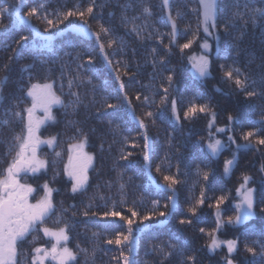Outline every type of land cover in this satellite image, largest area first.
I'll list each match as a JSON object with an SVG mask.
<instances>
[{"label": "trees", "instance_id": "16d2710c", "mask_svg": "<svg viewBox=\"0 0 264 264\" xmlns=\"http://www.w3.org/2000/svg\"><path fill=\"white\" fill-rule=\"evenodd\" d=\"M90 2L0 0V8L11 6L0 18L3 25L0 27V172L14 157L13 136L22 133L25 122L8 114L9 109L21 111L25 116L23 109L30 103L27 89L33 83L50 82L66 107L56 106L52 114L54 121L40 129L43 137H57V146L54 150L45 147L40 150L47 167L42 179L37 176L34 180L41 183L45 179L54 189L55 211L44 226L59 229L67 225V245L77 253V262L73 264H117L113 257H119L120 251L106 240L117 232L126 233L127 225L119 218L104 217L103 213L115 206L116 211L130 216L128 209L131 208L139 213L135 218L139 224L140 217L153 212L154 201H158L160 207L150 221L143 222L151 227L137 232L136 224L133 225L135 250L132 258L137 264H182L184 257L189 255H195L196 264H226L228 258H232L234 264H264L259 255V245L264 244V213L260 212V207L264 206V171H261L264 146L253 144L250 148H237L246 143L241 139L242 131L264 127V100L255 97L246 100L244 94L224 78L220 68L221 65L239 68L250 80L256 81L252 87L258 92L264 91L261 83L264 80V16L257 15L253 24L248 12L253 8L264 9V0H218L217 27L212 29L215 37L210 39V51L204 53L210 61V74L203 78L193 73L190 59L203 53L205 34L199 25L198 13L192 11L199 8L198 0H169L178 27L175 44H170L169 9L163 6L162 0H96L93 14L85 20L91 33L100 32L101 25L110 30L108 35L101 33L100 41L81 30L84 21L79 17H69L51 28L43 19L47 16L55 22L58 13L77 7L84 9ZM39 4L45 7L28 17L29 9ZM236 4L244 13L243 19L232 16L237 10ZM17 5H22L19 15ZM144 7L150 9V16L143 14ZM178 10L183 12L182 18L176 16ZM123 17H127V23ZM133 17H136L134 21ZM226 23L230 25L227 31ZM134 26L140 30L139 36L132 30ZM22 36L27 40L22 41ZM110 38L117 41L112 47H108ZM190 39H193L191 46L181 52L179 45ZM100 43L104 44V53L111 64L104 59ZM169 75L173 77L171 87L167 81ZM69 81H72L71 88ZM165 88H168L169 102L162 105L160 100ZM72 93L78 94V103H75L77 96ZM125 93L131 101L130 107L123 99ZM146 96L155 103H145ZM173 98L177 100L179 121L172 115L170 101ZM105 99L117 107H101ZM189 101L209 103L211 111L215 112L212 139L218 137L227 145L219 154L213 155L207 148L211 115L198 114L184 119ZM148 112L153 116L148 117ZM229 115L237 120L230 123ZM6 119L9 120L7 125L3 123ZM140 120L147 125L150 168L143 159L145 129L140 128ZM117 125L118 133L113 131ZM219 127L231 131L217 133ZM229 135L235 138V143L228 141ZM85 137L94 163L88 171L86 188L73 193L64 165L69 144ZM56 152L61 153L60 157ZM233 156L235 164L226 175L224 162ZM157 166L161 169L159 172ZM197 169L208 171L209 179L205 181L202 175L198 176ZM164 175H173L180 183L173 185L176 210L161 217L159 211L168 212L172 207L169 200L172 192L167 188ZM245 175L251 177L248 186L256 189V215L241 225H227L228 217L236 215V190ZM202 189L207 198L193 216L188 208L199 199ZM221 195L227 198L219 208L225 226L216 235L220 240H238V250L231 256L224 245L215 252L207 247L211 241L207 233L216 228L215 201ZM58 218L60 223H56ZM181 219H191L192 223L180 224ZM200 228H204L205 233H201ZM39 240L36 234L34 239L22 244V264H31V248ZM253 242H258L255 256L245 250V244L253 246ZM167 243L179 252L163 259L153 246ZM77 245L88 250L87 256L78 251ZM125 254H128L126 248Z\"/></svg>", "mask_w": 264, "mask_h": 264}, {"label": "snow or ice", "instance_id": "6c2138e0", "mask_svg": "<svg viewBox=\"0 0 264 264\" xmlns=\"http://www.w3.org/2000/svg\"><path fill=\"white\" fill-rule=\"evenodd\" d=\"M96 0H91L88 6L84 9H80L77 7L76 10H68L67 12L58 13L57 20L54 22L51 19H48L47 16H44L43 19L49 26L56 27L59 23H63V20H67L69 17H79L81 21H84V25L81 26L82 31H87L89 34L94 35L97 41L101 39V33L108 35L110 30L105 28L103 25L100 26V32L91 33L90 29L86 27L87 21L85 20L86 16H91L94 11V5ZM162 4L165 8L169 9L167 21L171 24V33H170V44L176 43V36L178 33V27L176 19L173 18L171 14L169 0H162ZM199 8L192 9V11L197 12L200 17L199 25L203 27V31L209 35L212 33L209 31L211 29H216L217 27V14H218V0H198ZM11 7V6H10ZM9 8H0V18H2L6 13L9 12ZM22 5L16 6L17 15H19V9ZM44 4H39L38 6L32 7L29 9L27 15L28 17H32L37 14L39 9L44 8ZM125 7H130V5H126ZM237 9L232 13L234 18L243 19L244 13H241L239 9V4L234 5ZM247 7V6H245ZM248 12L251 14V19L253 24L256 22V16H264V9L253 8L248 9ZM143 14L150 16L151 11L148 7L143 8ZM63 17V19H59V17ZM176 16L182 18L183 12L177 11ZM22 19V18H21ZM136 17H133L134 21ZM122 20L127 23V17H123ZM247 23V21H245ZM3 25L0 24V27ZM230 25L226 23L224 25L225 31H227ZM136 34L140 35V30L134 26L132 29ZM219 39V37H216ZM22 41L27 40V37L22 36L20 38ZM195 39V35L193 37ZM193 39L188 40L186 43L179 45L180 51L183 52L184 49H187L193 43ZM162 42V41H161ZM117 41L115 38H110L108 40V47H112L113 44H116ZM123 42L121 41V50H122ZM101 53H104V44L100 43L99 45ZM202 47L207 51L210 46L207 42H205ZM155 52V49H153ZM104 59L111 64V61L108 60V55L104 53ZM193 61V67L198 72L201 78L206 77L210 74V61L206 55H201L199 57H191ZM163 63V58L160 60ZM89 63H92L91 57H89ZM155 64V61H154ZM7 67V65H5ZM82 67V65H81ZM221 71L223 72L224 78L227 81H231L235 88L242 92L245 96V99L248 100L250 98H259L264 100V91H257L252 85L256 83V81L250 80V78L245 75L239 68L224 65L220 66ZM125 69H127V64H125ZM127 74V72H125ZM117 80H119V75H117ZM168 85L171 87L173 77L169 75L167 77ZM91 83V80L88 81ZM264 84V80L261 81ZM69 88L72 87V81H69ZM63 87V85H61ZM124 84H120V90L123 91ZM72 95L77 96V101L79 102L78 94L72 93ZM26 96L31 99V105L23 109V112L26 113V117L22 114L21 111H12L9 109L8 114L25 121L23 131L20 134H15L13 136L14 147L16 149L15 155L8 167L5 169L2 176H0V264H22L20 259L21 252L20 248L22 244L27 240V237L37 231H42L45 237H48L53 243L50 248L46 247H35L33 249V255L31 257V264H45L46 261L51 260L54 264H73V262H77V253L74 252L71 248L67 246L69 241L67 225L61 227L57 230H53L49 227L44 226L48 219L53 215L55 211V205L53 203L52 194L54 189L50 188L48 183L43 185L44 196L35 201V203L30 202V197L36 191L32 185L21 183V179L23 175H27L29 173L36 174L41 172L42 170H46L47 161L42 160L38 156V148L41 144H47L50 147L55 149L57 146V137L53 136L48 138L47 140H41L38 135L40 128L47 121H54L55 117L52 115L53 106H61L66 107L64 105L63 100L59 96L55 94L53 91V85L51 83H33L27 89ZM140 97L137 96V99ZM124 101L129 105H131V101L128 100L127 94H124ZM145 103H155V101H149V98L144 97ZM168 101V88L164 89V95L161 97L160 103L162 105L167 104ZM171 103V111L172 115L175 117L177 121L181 119L180 114L177 110V100L172 99ZM101 107L108 109H115L117 105L108 103L105 99L104 104ZM40 111L43 112V117H39L36 113ZM198 114H210L211 119L209 120L208 128H209V141L207 144V148L213 155L219 154L225 147L224 144L219 139H212V131L211 129L215 125L216 114L211 111V107L209 103L197 104L194 101H189L186 110L183 113L184 119H190L196 117ZM148 117H152L153 113H146ZM237 118L232 115L228 116V121L234 122ZM262 120H264V113H262ZM3 123L5 125L9 124V120H4ZM140 128L145 129L143 133L144 138V154L143 159L148 164L150 168V156L149 151L151 150L150 140L147 134V125L143 120L139 121ZM113 131L118 133L119 126H115ZM231 131L230 128L219 127L216 128L217 133H226ZM125 142H127V138L125 137ZM241 139H243L246 143L243 145H237V148H250L253 144L264 146V127L250 130V131H242ZM228 141L230 143H235V138L231 135L228 136ZM87 143V138L85 137L79 143L71 144L69 146V157L68 163L65 166V173L72 181L71 191L76 193L78 191L84 190L88 184V169L92 165L93 156L84 151ZM11 152V148L9 149ZM55 155L60 157L61 153L56 152ZM128 155H131L129 153ZM122 159H127V156H122ZM235 164V156L232 159L226 160L224 162V173L227 175L230 173L232 166ZM157 172L161 169L157 166ZM261 171H264V167L261 168ZM197 175L203 176V179L207 181L209 179L210 173L208 171H202L197 169ZM163 179L167 185L168 190L172 192V196L169 197L171 201V210L168 212L159 211V216L166 217L171 215L177 208V203L175 199V189L173 185L180 183L179 180L173 175H164ZM251 181V177L245 175L243 177V183H241L240 187L237 188V195L240 197L239 202L236 204V215L235 217H228L226 224L232 226H238L248 221L250 218L256 215V189L248 187L249 182ZM124 185L121 184V189H123ZM206 191L204 189L200 192L199 199L196 200L195 204H192L188 208V212L193 216L196 215L197 207L202 206L206 200ZM227 198L223 195L216 198L215 206L218 209L216 215V228L211 232L207 233V235L211 238V242L207 245L208 249L212 252H215L217 249L221 248L222 245L226 246L227 252L229 256L232 253L238 250V240L231 239L227 241H220L216 235V233L225 226V222L222 220L221 213L219 212L220 205L225 202ZM123 203V201H121ZM154 210L152 213L144 215L140 217V223L137 224L136 217L139 216V213L134 209H128L130 216L123 214L121 211H116L115 206L111 211H105L103 213L104 217H113L119 218L120 221H123L127 225V232H117L116 235L112 238H108L106 243L109 245H116L120 251L119 257H113L114 260L117 261V264H137V262L132 258V253L134 252V244L135 239L133 237L134 228L133 225L136 224L135 231L144 232L148 228L151 227L150 224H144V221H150L152 215L155 214V210H157L160 205L158 201L153 202ZM211 206V205H209ZM164 208L167 209L168 205L165 204ZM260 212L264 213V206L260 207ZM85 216L88 215L87 212L84 213ZM60 219L58 218L56 223H60ZM180 224H191V219L184 220L181 219L179 221ZM199 231L201 233H205L204 228H200ZM93 236H98L97 233H93ZM258 242H253V246L245 244V250L248 253H252L253 256L257 254L256 244ZM165 247L168 249L165 251ZM125 248L127 249V255L125 254ZM77 249L79 252L84 253L86 256L88 254L87 249L80 248L77 245ZM153 250L157 251L161 254L163 259H168L171 255L178 253L179 250L176 249L174 245L171 243L160 244L153 246ZM95 250H93L92 256L94 257ZM182 255V254H181ZM259 255L262 259H264V244L259 245ZM182 264H196L195 255H189L184 257L182 260ZM226 264H234V260L232 258L226 259Z\"/></svg>", "mask_w": 264, "mask_h": 264}, {"label": "rangeland", "instance_id": "374dc122", "mask_svg": "<svg viewBox=\"0 0 264 264\" xmlns=\"http://www.w3.org/2000/svg\"><path fill=\"white\" fill-rule=\"evenodd\" d=\"M212 34L211 35H209V34H207V33H205L204 32V34H205V38H204V41H203V43H202V45L205 43V42H207L208 43V45L211 47V43H210V39L211 38H213L214 39V37H215V34L212 32V29L210 28V30H209ZM210 49L211 48H209V50H205L203 47H202V51H203V53H199V54H197V55H194V57H199V56H201V55H206V54H204L205 52H209L210 51ZM207 56V55H206ZM192 70H193V73H196L197 75H199L198 74V72L196 71V69L194 68V67H192ZM44 83H50V82H44ZM44 83H40V84H44ZM54 91V90H53ZM56 94V93H55ZM30 99V98H29ZM31 105V99H30V103H29V105H28V107ZM56 108V106H53V108H52V114H53V111H54V109ZM36 115L37 116H39V117H43V112H40V111H38L37 113H36ZM48 122H50V121H47L42 127H44ZM41 127V128H42ZM40 128V129H41ZM41 130H39V132H40ZM39 136H40V138H41V140H47L48 138H50V137H43V136H41L40 134H38ZM215 139H219V140H221L220 138H218V137H214L213 138V140H215ZM80 142V141H79ZM79 142H76V143H79ZM71 144H75V143H71ZM71 144H69V146L71 145ZM42 145H44V146H46L47 148H52V147H50L49 145H47V144H42ZM68 149H69V147H68ZM209 150V149H208ZM69 151V150H68ZM84 151L85 152H87L88 154H90L91 156H93V160H94V155H93V152L91 151V150H88V148H87V143H86V146H85V149H84ZM68 157H69V152H68V156H67V158H66V161H65V165H64V173H65V166L67 165V163H68ZM93 163H94V161H92V165H93ZM91 165V166H92ZM91 167H89V169H90ZM89 169H88V171H89ZM88 174H89V172H88ZM65 175H66V173H65ZM66 177L68 178V180L70 181V183H71V188H72V181H71V179L66 175ZM43 187V186H42ZM49 187L50 188H52L53 189V187H51L50 185H49ZM240 187V186H239ZM249 187V186H248ZM41 192V195H42V197L44 196V190L43 191H40ZM40 192L38 191V194H40ZM54 192V191H53ZM37 194V195H38ZM41 197V198H42ZM38 199H40V197L38 198ZM52 199H53V194H52ZM239 199H240V197L237 195V200H236V203L235 204H237L238 202H239ZM35 201H36V199L34 200V203H35ZM235 217V216H234ZM51 228V227H50ZM51 229H53V230H57V229H55V228H51ZM35 234H38L39 236H40V242L39 243H36V245L35 246H33L32 248H31V250H32V253H31V257H32V255L34 254L33 253V249L35 248V247H46V248H50L51 247V244L53 243V241H51L48 237H45L44 235H43V232L42 231H37V232H35ZM219 239V238H218ZM220 240V239H219ZM227 240H230V239H225V240H220V241H227ZM211 242V241H210ZM68 246V245H67ZM226 247V246H225ZM227 249V248H226ZM31 257H30V259H31ZM45 264H54V262L53 261H51V260H48V261H46L45 262Z\"/></svg>", "mask_w": 264, "mask_h": 264}, {"label": "flooded vegetation", "instance_id": "af4514ba", "mask_svg": "<svg viewBox=\"0 0 264 264\" xmlns=\"http://www.w3.org/2000/svg\"><path fill=\"white\" fill-rule=\"evenodd\" d=\"M38 134H40V132H39ZM44 147L47 148L46 146H44V145L41 144V145L39 146L38 150H37V151H38V156H39V158L42 159V160H45V158L41 155L40 150L43 149ZM15 151H16V150H15ZM11 160H12V159H11ZM45 161H46V160H45ZM10 162H11V161H10ZM8 165H9V164H8ZM8 165L5 166V168L3 169L2 172H0V176L3 175L5 169L8 167ZM44 171H45V170H42L41 172H38V173H36V174L29 173V174H27V175H23V176H22L21 183L30 184V185H32V187L36 190V191L33 193V195L29 198L31 203H34V200H35V199L38 200L39 197H40V198L42 197L40 191H43V190H44L42 186H43L45 183H47V182H46V180L44 179V180H42L41 183H39V181L34 180V178L37 177V176H40V178L42 179L43 174H45ZM41 176H42V177H41ZM38 180H39V179H38ZM38 191L40 192V194H38ZM37 194H38V195H37ZM35 236H36L35 232L32 233V234H30V235L27 237V240H26V241H29V240H31V239H34ZM30 248H31V247H30ZM31 253H32V250H31Z\"/></svg>", "mask_w": 264, "mask_h": 264}, {"label": "water", "instance_id": "95a60500", "mask_svg": "<svg viewBox=\"0 0 264 264\" xmlns=\"http://www.w3.org/2000/svg\"><path fill=\"white\" fill-rule=\"evenodd\" d=\"M25 117H26V115H25Z\"/></svg>", "mask_w": 264, "mask_h": 264}]
</instances>
